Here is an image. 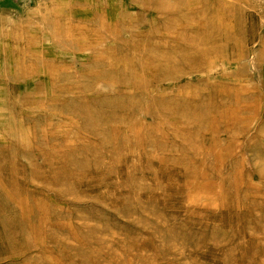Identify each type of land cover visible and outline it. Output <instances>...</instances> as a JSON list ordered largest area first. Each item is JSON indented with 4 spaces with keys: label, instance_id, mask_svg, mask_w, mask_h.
<instances>
[{
    "label": "rangeland",
    "instance_id": "374dc122",
    "mask_svg": "<svg viewBox=\"0 0 264 264\" xmlns=\"http://www.w3.org/2000/svg\"><path fill=\"white\" fill-rule=\"evenodd\" d=\"M0 264H264V0H0Z\"/></svg>",
    "mask_w": 264,
    "mask_h": 264
}]
</instances>
